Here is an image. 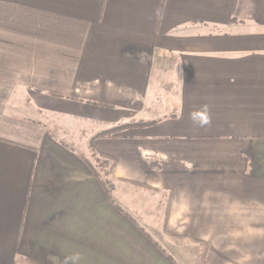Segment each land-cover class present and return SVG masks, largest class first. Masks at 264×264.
<instances>
[{"label": "crops", "instance_id": "0c3cea01", "mask_svg": "<svg viewBox=\"0 0 264 264\" xmlns=\"http://www.w3.org/2000/svg\"><path fill=\"white\" fill-rule=\"evenodd\" d=\"M0 264H264V0H0Z\"/></svg>", "mask_w": 264, "mask_h": 264}, {"label": "rangeland", "instance_id": "374dc122", "mask_svg": "<svg viewBox=\"0 0 264 264\" xmlns=\"http://www.w3.org/2000/svg\"><path fill=\"white\" fill-rule=\"evenodd\" d=\"M41 119L46 122L48 127L51 128L53 132L59 133L60 136L65 140V142H67L70 146H72L74 149L80 152L81 151L83 152V146L81 144L82 139H80V136H79L81 134L79 133V130L74 128L73 124L67 125L65 129L60 130L58 128L59 127L58 124L55 121H53V119L51 118L49 114L47 115L45 114L44 116L41 117ZM93 157L95 158V160L92 162V164L94 165L96 172L98 173L100 177H102L107 182L111 181L112 186L108 185L110 188L109 192L114 190V187L118 182L115 181L114 177H112V174L109 170V166L103 164L102 159H98L96 156H93ZM190 243L187 242L188 245H191ZM189 249L191 250L192 248H189ZM191 252H193V249L191 250Z\"/></svg>", "mask_w": 264, "mask_h": 264}, {"label": "trees", "instance_id": "16d2710c", "mask_svg": "<svg viewBox=\"0 0 264 264\" xmlns=\"http://www.w3.org/2000/svg\"><path fill=\"white\" fill-rule=\"evenodd\" d=\"M241 9H242V4H241V2L239 3V1H238V3H236L235 9H234V13H233V22L236 23V22L240 21V19L243 17V12L241 11ZM123 128H125V126L116 127V128L110 129L108 131H104L102 133L97 134L96 136H94L91 139V141H90V144H91L90 145V148L93 150V144H94V141L96 139L112 138L116 133H118L119 131H121ZM101 158L104 159L103 160V164L109 166V170H110L111 174H113L114 173V168H115V162H114V160L111 159V158H108L106 156H103ZM108 185L109 186H112L111 181H108V182L106 181L107 193L109 194V189L110 188H109ZM140 229L146 234V232L142 228H140ZM156 244L158 245V243H156ZM158 246L161 248L160 245H158ZM164 253H165V251H164Z\"/></svg>", "mask_w": 264, "mask_h": 264}]
</instances>
